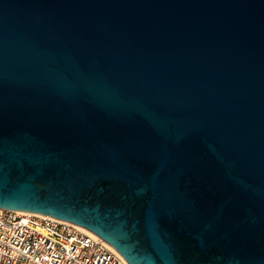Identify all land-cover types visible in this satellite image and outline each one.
<instances>
[{
	"label": "water",
	"instance_id": "1",
	"mask_svg": "<svg viewBox=\"0 0 264 264\" xmlns=\"http://www.w3.org/2000/svg\"><path fill=\"white\" fill-rule=\"evenodd\" d=\"M0 208L264 264V0H0Z\"/></svg>",
	"mask_w": 264,
	"mask_h": 264
},
{
	"label": "built area",
	"instance_id": "2",
	"mask_svg": "<svg viewBox=\"0 0 264 264\" xmlns=\"http://www.w3.org/2000/svg\"><path fill=\"white\" fill-rule=\"evenodd\" d=\"M0 264H129L94 233L51 216L0 208Z\"/></svg>",
	"mask_w": 264,
	"mask_h": 264
}]
</instances>
